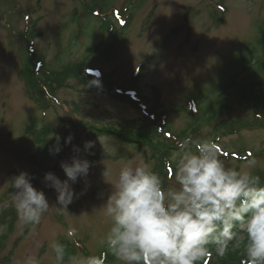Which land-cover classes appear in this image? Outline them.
Returning <instances> with one entry per match:
<instances>
[{
    "label": "rangeland",
    "instance_id": "obj_1",
    "mask_svg": "<svg viewBox=\"0 0 264 264\" xmlns=\"http://www.w3.org/2000/svg\"><path fill=\"white\" fill-rule=\"evenodd\" d=\"M125 1L113 0L108 8H119ZM91 2L0 0V217L15 210L11 181L21 171L31 175L33 186L45 192L50 204L38 225H24L16 210L17 218L12 224L10 220L0 223L6 226L0 235V260L8 256L9 264H23L28 255L36 256L40 264H56L50 244L63 239L83 244L76 247L72 257H98L106 248L103 241L111 227L110 218L100 207L112 190L111 184L118 179L120 168L129 161L133 165L146 164L152 170L155 165L148 146L137 148L113 135L88 137L85 133L86 126L91 124L113 125L145 114V109L132 105L113 87L89 86L90 80L78 75L59 83L51 82L54 79L48 76L44 80L56 86L53 93L56 101L47 108L41 106L42 92L29 72L32 71L27 53L29 39L24 36L27 22L32 21L31 32L35 34L32 47L36 54L51 69L60 70L64 64L85 60L90 49L101 41L100 18L94 20L89 33L78 29L85 3ZM74 15L80 20L73 21ZM263 21L264 0H146L135 10L123 47L95 67L99 72L111 74L113 84L120 87L144 63L138 82L140 93L151 95L158 89L170 132L179 136L184 129L191 128L192 114L187 110L193 97L212 92L213 86L221 85L229 74L241 71L252 47L258 48L257 56L263 55L264 45L260 48L257 43L258 26ZM109 36H105L106 41ZM102 50L103 47L94 50L93 56ZM250 69L247 73L256 71L257 75H264L263 61ZM210 95L200 105L205 125L198 131L189 130L188 136L216 140L229 155H246V159L239 160L221 152L220 158L228 167L240 169L254 161L250 170L254 174L263 171L264 109L259 110L264 102L253 105L234 94L224 98L219 106L218 97ZM211 103L214 108L209 107ZM65 120L74 123L76 134ZM162 132L152 143L159 144L162 135H168ZM69 134L73 139L65 144L64 138ZM57 135L62 150L50 155L49 148ZM86 141L93 142L90 150L95 158L81 153ZM74 156L90 161L89 173L72 185L76 194L72 203L67 209H59L56 193L45 186L43 177L51 171L65 179L61 162H70ZM106 170L108 174L104 175ZM170 187H178L174 177L164 185L165 189ZM69 227L76 229V237L67 236ZM65 264L71 261L67 259ZM112 264L120 262L115 260Z\"/></svg>",
    "mask_w": 264,
    "mask_h": 264
},
{
    "label": "clouds",
    "instance_id": "obj_2",
    "mask_svg": "<svg viewBox=\"0 0 264 264\" xmlns=\"http://www.w3.org/2000/svg\"><path fill=\"white\" fill-rule=\"evenodd\" d=\"M99 84V80L89 82V86ZM72 139L69 134L64 143L70 144ZM60 140L57 135L50 155L62 150ZM176 144L178 151L169 163L174 164L178 187L165 189L161 176L146 164L129 161L120 168L100 207L111 221L103 241L108 251L120 264H200L212 251L219 257L239 251L245 264H264V179L250 170L254 161L240 169L226 166L212 139L197 140L189 135ZM93 146L86 141L84 150ZM61 168L65 179L48 171L43 181L55 191L57 208L67 209L76 195L72 185L87 177L90 161L74 156L70 162L62 161ZM172 174L169 170L170 177ZM11 182L18 219L24 225H38L50 208L45 192L33 186L25 171ZM5 229L0 225V235ZM66 234L73 238L77 232L69 227ZM50 247L56 264H65L66 257L71 264H106L103 254L75 258L58 241ZM23 264L40 261L28 255Z\"/></svg>",
    "mask_w": 264,
    "mask_h": 264
},
{
    "label": "trees",
    "instance_id": "obj_3",
    "mask_svg": "<svg viewBox=\"0 0 264 264\" xmlns=\"http://www.w3.org/2000/svg\"><path fill=\"white\" fill-rule=\"evenodd\" d=\"M145 1L146 0H126L119 8L112 9L111 13L109 11L108 5L110 3L113 5V0H92L91 3H85V13L84 18L82 19L83 22H79L78 26L79 32L84 34L89 33V30L91 29L90 27H92L94 20L100 18V24L102 28L101 41L95 44L94 48L90 49L89 55H87L85 60L71 65L68 63L64 64L60 70L53 68L51 69L44 63L43 59L36 54V50L32 47L35 34L31 32L32 22L30 21L28 22L27 28L24 31V36L29 39L27 53L31 61L30 65L32 67V71L29 70V72H31V75L34 78L33 81L40 90V93L42 92L41 97L43 99L41 103L44 105L41 104V106L44 108H47L51 103L54 104L56 101L53 97L54 88H56V86L50 85L48 80L46 81L44 78L46 79L49 78L48 76H51L54 79L51 80V82L54 81L59 83L63 79L78 75L80 77L82 76L81 79L86 78L87 80H99L100 83L107 86V88L113 87V89H121L122 98L129 101L137 108L139 107L145 109V114L138 119L124 120L123 122L120 121V123H113V125L105 124L99 127L95 126V124H91L86 126L84 131L88 137L113 135L121 139L123 142L136 146L137 148H145L147 146L150 147L154 154L153 156L155 157V165L153 170L161 176L164 186L171 178L174 177L175 167L174 164L169 162L171 161L173 153L178 151L176 141L188 136L190 133L189 130L198 131L205 125L203 108H200L199 111H194L191 110L189 106L187 111L192 114V120L190 122L191 128H189V130L184 129L182 131V135L178 136L174 133H171L172 131L169 127V121L167 117L168 114L160 101V92L158 89H155L151 95H143L140 93L138 82L142 74L144 63L139 65L137 70L132 74L129 82L125 85H121L120 87L113 84L111 74L102 73L101 77H97L93 74H87L88 70L95 69V66L98 63L113 55L119 47H123L126 42L127 29L133 18L135 10L139 9V7ZM80 18H78L77 15L72 16V20L75 22L79 21ZM258 28L260 35L257 43L261 48V46L264 45V21L258 26ZM174 32H172V34ZM107 35H110L108 41L105 40V36ZM101 47H103V50L99 52L101 54L93 56L94 50L100 49ZM257 49L258 48L256 47H252V50L248 54L247 61L243 64V71L241 70L238 72L237 70L235 73L236 75L229 74L228 79L222 81L221 85L213 86L211 89L212 92L193 98L191 100V105L194 106L195 104L192 103L199 104V102L202 103V101L209 100L208 96L211 93L212 94L210 96L216 95L218 97L216 100H218L217 104L219 106H221L223 103L224 98H229L234 94H237L241 101L253 103V105L257 102L262 104V102H264V75L262 73H258L257 75L256 71H253L252 73L250 71V73H247L248 70H251V66L256 62L261 60L264 63V49L262 50L263 55L259 56H257ZM238 81H240L239 84H237ZM131 91L137 93L135 99L131 96ZM214 105L215 104L211 103L209 107L214 108ZM263 109L264 104H262L259 111L261 112ZM261 113V115L264 114V112ZM258 115L259 118H261V115ZM257 121L259 120L257 119ZM63 122H66V124L72 126L70 128L75 134L78 132V129L74 123H68L67 120ZM160 130L163 131V134H170H168L166 137L165 135H162L164 137L163 140L159 141L160 143L155 145L152 143V141L156 138H159L161 134L159 135L158 132ZM81 153L86 154L88 157L95 158L91 150L85 151L83 149ZM238 156L241 155L239 154ZM239 158L244 159L242 156ZM169 170H171L173 173L171 177L169 175ZM257 174L260 175L262 179H264V170L257 172ZM14 211L15 210L13 209L11 212L9 211L7 215L5 214L1 216L0 223L5 224L8 222V220H10V223L12 224L17 218ZM76 242L77 244L79 243V241H75V243ZM60 243L65 245L68 256L72 257L76 254L77 248L73 242L63 239ZM102 254L106 259V264H112L115 261V258L108 251L107 246L105 249L101 250L99 256ZM67 259L68 258L66 257V260ZM9 261L10 257L7 256L5 259L0 260V264H9ZM200 264H245V257H243L239 251H229L223 257L217 256L216 253L212 251V254L207 257L205 261H201Z\"/></svg>",
    "mask_w": 264,
    "mask_h": 264
}]
</instances>
